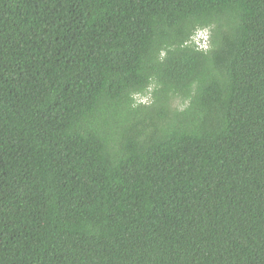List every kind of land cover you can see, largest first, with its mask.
Returning <instances> with one entry per match:
<instances>
[{"label":"trees","instance_id":"16d2710c","mask_svg":"<svg viewBox=\"0 0 264 264\" xmlns=\"http://www.w3.org/2000/svg\"><path fill=\"white\" fill-rule=\"evenodd\" d=\"M0 264H264V0H0Z\"/></svg>","mask_w":264,"mask_h":264},{"label":"clouds","instance_id":"9594fccd","mask_svg":"<svg viewBox=\"0 0 264 264\" xmlns=\"http://www.w3.org/2000/svg\"><path fill=\"white\" fill-rule=\"evenodd\" d=\"M191 41L193 42V44L195 45L196 49L198 51H207L209 49V31L208 29H198L197 31H195V33L193 34ZM151 87L148 89L149 91H151ZM138 96V97H145L148 102H149V98L150 95L149 94H145V95H135L134 98ZM136 101V100H135Z\"/></svg>","mask_w":264,"mask_h":264},{"label":"rangeland","instance_id":"374dc122","mask_svg":"<svg viewBox=\"0 0 264 264\" xmlns=\"http://www.w3.org/2000/svg\"><path fill=\"white\" fill-rule=\"evenodd\" d=\"M134 99L139 104H148L149 103L148 100L145 97H138V96H136Z\"/></svg>","mask_w":264,"mask_h":264}]
</instances>
